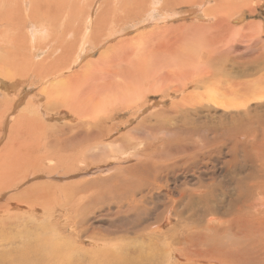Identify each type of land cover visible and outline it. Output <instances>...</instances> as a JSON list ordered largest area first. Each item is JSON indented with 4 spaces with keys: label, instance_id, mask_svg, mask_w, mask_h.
Listing matches in <instances>:
<instances>
[{
    "label": "rangeland",
    "instance_id": "1",
    "mask_svg": "<svg viewBox=\"0 0 264 264\" xmlns=\"http://www.w3.org/2000/svg\"><path fill=\"white\" fill-rule=\"evenodd\" d=\"M15 1L16 0H0V9L2 11H7L10 15L9 21L4 26H0V40H7L9 45V51L3 46L4 50L9 52V57L5 62L6 67L10 71V76L4 77V79L6 82H13L17 86L16 90H8L13 92L21 91L23 89L21 86L24 87L27 85V89L29 90L28 86L31 87L32 84L36 85L32 86L31 92L27 97L29 100L34 98L36 100L38 99L37 94H39L38 92L42 89L39 84H41L43 78L50 85L56 87L61 85L63 88L65 85H72L73 88L77 89L81 86L80 91L86 88L84 95L80 99L82 106H85L90 100L89 91L92 90V94L98 91V89L90 82V79L86 78L84 80H79L77 78L79 74L88 69L85 66V62L78 63L67 71L62 69L63 72H60L58 70V62L65 60L61 55L64 47L68 48L71 46L73 44L71 41L74 39L85 37V41L82 44V51L87 53L96 52L95 58H98L100 57L99 54L101 55L103 51V49L100 50L99 48L100 42L105 46V49H110L117 42V40H115L117 37L114 32H122L119 36L121 41L129 38L141 40L145 38L143 32L148 30V24H152L151 21H147V19H149V5L152 3V0H39L38 2L40 5L44 6L47 11L42 13L37 11L36 15H38L39 18L35 17L33 24L28 29L24 27L23 24H19V22H23L28 13L20 11V18H16L11 14V10L17 7ZM179 1L181 0H156L154 8L163 13L166 17H169L172 16L171 10L180 7L183 8V6H174V4ZM124 5H129L130 8H124ZM205 7L209 12L217 13L216 23L219 25L216 26L214 31L220 33L221 36L217 34L216 37L220 44L226 47L229 52L220 48L222 47L220 44H216V46L213 45L214 47L212 48H209V44L202 50V55H198L197 58H194H201L208 63H213L209 66L210 72L215 71L219 73L217 70H222L221 68L227 64L229 67L227 70L228 73H230V67L235 66V68H232V70H234L232 72H235V77L240 76V70L244 69L247 71L248 69L249 71L244 74L248 73V76L252 74L257 80H260L262 77V81H264V71H261L262 69L264 70L263 56L262 63L261 61L259 62V58L261 57L260 51L263 52L264 55V0H209ZM229 8L233 10L231 11ZM129 16H132L133 19H130ZM234 20H239L241 22L234 23ZM180 24L181 21L176 20L171 25L176 26ZM183 24L193 25L194 23L185 21ZM225 24L235 28L236 26L238 28L242 27L244 30L242 28L238 30L240 32L242 31L241 35H239L240 32L238 33V31H235L237 29L225 35ZM244 25L245 27H243ZM43 27L47 28L49 31L45 32L42 29ZM4 28L8 31L3 32L2 30ZM13 28H16V30L12 31ZM31 28L33 29V34L29 31ZM252 28L254 30H252ZM248 32V35L253 33V40L255 41L251 39L252 42L251 40H249V43L244 42V39L241 37ZM256 32H259V34ZM6 36L9 38H6ZM188 39H190L193 44L187 46L186 51L190 50L195 54L194 51L201 46L199 43L200 39L198 37H188ZM186 43L187 41L184 40V44ZM258 44L261 45L259 46ZM256 47H262V49H257ZM160 51H162V49H160ZM255 51L257 52L255 53ZM11 52L14 53V55H10ZM99 61H101V59ZM232 61H236L242 68H238L239 71H237V66L233 65ZM26 64L29 66L27 69H24ZM249 67L253 70L249 69ZM252 67L255 69L257 68L260 72L255 71ZM182 69V67H179V70ZM13 72L15 74H13ZM186 73L189 74V71H186ZM257 73H263V76ZM214 76L217 77V79L224 78L221 75L219 76V74H214ZM203 79L209 83L210 81L219 83V81L209 78L208 76ZM175 81L185 82V84L189 83L179 77H176ZM171 88H174V93L171 92ZM181 90L177 91L175 83H170L165 86L162 97L164 95H166L167 98L177 96L180 94ZM102 91H104V88ZM152 98L157 102L159 101L157 98ZM153 99H150V101L154 102ZM263 99L264 98L260 99V102L256 100L257 103H253L254 105L252 104V107H250L251 111L248 112L250 115L244 117V114H242L240 119L239 117H237L238 119H234L224 114L223 110H218L214 107L212 108L213 110L210 108L206 110H197L195 109L196 107L190 106L188 107L190 110L195 109L193 112L194 116L191 114L192 112L182 111L186 117L179 112L182 116L178 113L180 116L176 114L174 116L175 120L171 118L167 120L168 122L164 120L162 116L157 117L158 114H154L153 112L151 114L148 112V114H146L147 116H145V114L142 116V113L135 112L134 114V109H130L129 112L126 111L123 113H116L113 110L109 112V117L112 121L107 124L101 123L98 125V129H101L105 134V137L101 136V144L97 145L94 142L87 149H83L79 145L80 143H78L77 147L76 145L74 147H76V150H79V148L83 150L81 153H75V148L66 154L63 151L55 150L52 145L46 147V142L41 141L43 137L41 125L40 123H36L33 129V138L31 139L29 137L30 134L23 136L18 145L13 147V153L11 152L12 154H8L9 159L5 158V160L0 163V181L2 180L4 184L7 178L10 179L13 175H16V173L18 174V171H15L16 173L14 174L11 170L14 171L17 166L16 170H18L24 162V166L19 169L21 171L23 168L20 173L21 182L16 185V188L5 191L6 196L4 195V198H0V206L5 205L8 199L13 198L21 191H25L27 188L32 187L33 191H37L41 195L40 200L54 193L52 196L53 198L50 197L51 200L48 211L56 213L55 215L52 214L50 220L47 221L49 218H47L46 213L43 211L40 202L36 204L37 210L34 212L28 211L29 207L26 205L21 204L22 207L20 204L15 205L13 206L14 208L12 207L11 213L7 214L10 215H6L5 218L8 228L5 232V238L8 242L14 243L15 246L25 242H30L31 244L35 240V232L39 233L38 231H40L41 233V227H44L47 230L43 228L44 230L41 234L42 238H48L51 246L57 242H59V244L61 243L63 245V253H70L69 255L67 254L68 256L64 260L66 264H129L130 262L127 263L124 260H130L134 263V260L137 259H139V261L146 260L148 264H163L167 250H171V253L180 255L178 258H175L174 262L183 264L184 260L181 258H183L182 253L184 245L169 240L172 235H181L180 233L172 231L170 234L155 240L153 247L154 253L149 251L150 248H148V246L150 244L148 241L150 240H148L147 236L145 237V234H149L150 230L158 226L159 223L165 221L167 216L173 218L171 219L173 225L171 221L169 224L163 223L165 227L160 229L159 233L173 230V228L179 225L178 222H181V220H187L189 223L197 221V223H195L196 225L202 220L201 216L204 215L209 218L208 216L211 214L210 211L215 210V213L218 214L225 210L231 212L235 210V206L237 207L238 205V203L236 204V198H240L242 195L241 199L245 198L246 189L252 182L251 185H254V188H256V193L261 195V192L264 191V171H262V169L264 170V142L262 141L264 140ZM168 100L167 102H165V100L164 102L166 104L162 106L169 107L171 101ZM39 105L40 103L37 104V106ZM60 106L61 108H58ZM60 106H56L58 112L50 114L49 116L51 117H45L49 121L47 124L57 126L63 125L61 124L64 123L63 119L69 116L76 120L84 119V116H80L79 114H68L65 106ZM206 114H208V116ZM254 114H256V116H254ZM154 116L155 119L158 118L157 120L162 122L158 124L161 125V128H156L159 131L156 129L153 131L150 126L146 128L138 124L141 122L142 118L150 117L149 124L151 123L154 128ZM131 118L133 120H131ZM231 121L233 122L231 123ZM259 121L261 122L262 129L258 124ZM9 122L10 120L6 123V126H8ZM187 122L188 124H186ZM256 123L259 125L257 128ZM11 124H13V121H11ZM239 124H243L242 126L246 127L247 131L241 133V136H234L233 140L229 141L227 137L229 133L223 131L231 127V129H236ZM163 126L167 127V129H163ZM28 127V125L25 126L24 130H27ZM250 129L255 130L254 132L256 134ZM175 130L177 131L175 132ZM56 132L50 134L49 137L53 136L54 138L51 137L52 139L57 138L59 133ZM146 132L150 133V135H146ZM153 132H156L155 134H157L156 136L160 140H155L156 138ZM258 132H260V134ZM7 133L6 135H4V133L2 135L0 150L7 144L9 131H7ZM165 133L167 134L166 137H164ZM132 134L140 139L138 142L142 144L140 146V151L143 152H140L142 157L147 156V154H149L148 156L151 155V157H154L158 153L163 155V152L177 157L185 154V151L188 149L191 151V154L194 150V153L199 150V154L197 159L194 160L188 157H186L185 160L174 159L177 160L175 162L176 166H168L167 169L169 173H164L159 180V185L154 188H147L148 190L144 189L143 185L140 184V176L137 175L138 185L134 187L135 190L132 191L133 194L129 195L127 190H124L127 184L119 187L120 180H117V177L123 168L137 166V161L130 153L125 155L118 154L117 146L123 144L121 141ZM258 134L263 137L258 136ZM27 138H29V141ZM211 138H215L210 141L212 147L214 146L213 148L215 149L210 148L211 152L207 149L206 152L202 153L201 149L203 145H206L205 143ZM260 138L262 140H260ZM168 139L169 141H166ZM235 139L236 142L234 141ZM220 140L223 141L221 146L219 143ZM36 141H38L41 148H39ZM151 142L152 144H150ZM257 143L259 145H257ZM32 144L34 149L32 148ZM231 144L234 149L231 148ZM237 144L240 145L238 148L239 151L235 147ZM185 146L188 149H186ZM190 147L192 149L194 148L193 151ZM243 147L246 151L243 150ZM173 148H177V150ZM129 150L133 151L134 149L129 148ZM208 153L214 157L212 158ZM13 154L17 159L13 157ZM68 154L69 158L66 163H64L63 157H66ZM136 154L138 155L139 152ZM53 155H56L54 160ZM125 157L129 158L124 159ZM208 157L209 159H207ZM262 157L263 159L260 160ZM259 160L260 163L258 162ZM68 162H73L74 166L69 168V166L66 165ZM16 163L17 165L15 166L14 164ZM37 163H39V169L36 170L34 175H31L29 166L34 167ZM1 164L7 171L2 168ZM5 164H10L11 166ZM167 165L172 164L167 163ZM195 165H198V167ZM205 165L209 167L207 168ZM165 166L166 165H164L163 170ZM258 166H260L259 171L263 174L262 176L257 173L259 171H254L256 168L259 169ZM9 168L10 170H8ZM31 169L33 170V168ZM101 170L104 171L101 172ZM5 173L7 175H5ZM10 173H13L12 176ZM256 175L262 178L259 179ZM253 177L255 179H253ZM194 179H196V181ZM256 185H261L263 188ZM144 187H146V185H144ZM205 189L212 194L210 197L201 200V198L205 196L200 197V195L196 196L195 194L190 198V195L195 191L203 192ZM50 192L51 195H49ZM127 195H129V197H127ZM233 197H235V199ZM60 202L63 205L61 204L60 206ZM232 202L234 204H232ZM15 209L17 210L15 211ZM206 213L208 215H206ZM240 215L242 220L246 218L245 213H240ZM24 223L26 225H24ZM15 224L17 226H14ZM58 231L62 232L60 233ZM207 231V229L202 227L198 232L197 238L204 242L208 238ZM29 233L32 235L29 237L26 236L27 238H25L24 235H29ZM32 236L33 238H31ZM53 236L56 240H53ZM136 245H140L138 247L140 249L136 250ZM2 246L3 249H0V264H3L2 259L4 256H8L15 252V247H10L11 244ZM71 247L74 251H72ZM70 251H72V253ZM146 252L147 254H145ZM241 256H243V254ZM262 256H264V254ZM126 257L127 259H125ZM31 262L36 263L35 260Z\"/></svg>",
    "mask_w": 264,
    "mask_h": 264
},
{
    "label": "bare ground",
    "instance_id": "2",
    "mask_svg": "<svg viewBox=\"0 0 264 264\" xmlns=\"http://www.w3.org/2000/svg\"><path fill=\"white\" fill-rule=\"evenodd\" d=\"M38 1L39 0H16L15 3L17 7L11 10V14L16 18H20L21 17L20 11H22L23 13H28V15L24 18L23 22H19V24L21 23L24 25V27H27L29 29V27H31V25L34 22L33 20L35 19V17L39 18V16L36 15L37 11L39 13L47 11V9L44 6H41ZM155 1L156 0H152V3L149 5L150 6V10L148 12L149 19H147V21L148 20L151 21L152 24H148V30L143 32V34H145L144 36L145 38L141 40H135L133 38H129L127 40L121 41L119 36L122 32L120 31L114 32L117 37L115 38L117 42L110 49H105V46L100 42L99 43L100 46L99 44L98 46L100 50L103 49V51L101 52V55L99 54L100 57L98 58H95L96 52L87 53V52L82 51V48H83L82 44L85 41V37L81 39H74L73 41H71V43L73 42L72 45L70 44L71 46H69L68 48L64 47V50L61 53V55L63 56L65 60L62 62H58L59 63L58 70L60 72H63V70L67 71V70L72 69L74 65L81 63V62H85L86 63L85 66L88 69L84 70L81 74H79L77 78L79 80H84L86 78L90 79V82L94 86H96L98 89V91L92 94H91L92 90L89 91L90 100L85 106H82V102H80V99L84 95L86 88L85 90L80 91L81 86H79L77 89L73 88L72 85H65L63 88L61 85H59V87H56V86L50 85L43 78L41 80V84H39L40 88L42 89L40 90V92H38L39 94H37V98H38L37 100L35 98L32 100H29L27 98L31 92L32 86H36L34 84H32L31 87L28 86L29 90L27 89V85H25L24 87L21 86L23 88L21 91H15V92L8 91V90H16L17 86L13 82H6L4 79V77L10 76V71L6 67V62H5L6 59L9 57V52H8L9 45H8L7 40H4V41L0 40V140L2 138L3 133L4 135H6L7 131H9L7 144L0 150V163L3 160H5V158L9 159L8 154L14 151L13 147L18 145L19 141L22 140L23 136H27L30 134L29 137L31 139L33 138L32 137L34 136L33 129L36 123H40L41 125V129L43 132V137L41 141L46 142L45 144L46 147L48 145H52L55 148V150H60L67 154L71 150H73V148H75L74 149L75 153L83 152V150H80V148L79 150H76L78 143H80L79 145L83 149L84 148L87 149L94 142L97 145H100L101 136L105 137V134L103 133L101 129H98V125L101 123H105V124L110 123L112 119L109 117V112L113 110L116 113L118 112L123 113L126 111L129 112L130 109H134L135 110L134 114L135 112L142 113V116H144V114L145 116H147L146 114H148V112L149 114L153 112L154 114H158L157 117L162 116L163 119L166 121L170 120L171 118H174L175 120L174 116L176 114L178 115L179 112L182 113V111H187V112L189 111V112H192L191 114H193L195 109L206 110L209 108L212 109L213 107L218 110H223L224 114H227L228 116L234 119L237 117H239L240 119L242 114H244V117H248L250 115V113L248 114V112L251 111L250 107H252V104L255 103L256 100L259 101L260 99L264 98V84H263L264 81H262V77L261 79L259 78L260 80H257L255 76H252V74L249 76H248V73L244 74L249 71L247 68H245L247 69V71H245L244 69L240 70V73H239L240 76L235 77L236 76L234 75L235 72H232L234 71L232 70V68H235V66L230 67L231 70H230V73H228L227 70L229 67L227 66V64H225L224 67L221 68L222 70H217L219 71V73H216L215 71L210 72L209 66L213 63H208L206 60L201 59V58L195 59L198 57V55L203 54L202 50L207 45L210 44L209 48H212L214 47L213 45L216 46V44H220L216 36L217 34L219 36L221 35L220 33H217L216 31H214L216 26L219 25L218 23H216L217 13L209 12L205 7V5L207 4L209 0H181L177 2L176 4H174V6H183V8L180 7V8L171 10L172 16H169V17H166L163 13L159 12L156 8H154ZM124 8H130V6L124 5ZM229 9L231 11L233 10L232 8H229ZM225 13L228 14L227 12ZM9 16L10 15L7 11H2L0 9V26H4L9 21ZM129 18L133 19L132 16H129ZM176 20H180L182 25L180 24V25L172 26L171 24L174 23ZM185 21H191L194 24L184 25L183 22ZM233 22L239 23L241 21L234 20ZM245 25L243 27H245ZM241 28H238L237 26L235 28L233 26L225 24L224 25V29H226L225 35H227L230 31H234L235 29H237L235 31H238L239 29L241 30ZM42 29L45 32L49 31L47 28H44V27ZM14 30H16V28H13L12 31ZM32 30H33L32 28L29 30L31 34H33ZM252 30L254 29L252 28ZM2 31L4 32L8 30L4 28ZM239 32L240 31H238V33ZM241 32L239 35H241ZM248 34L249 32L246 35H243L241 37L242 39H244V42L246 43H249V40L251 39L253 40V33H251L252 35L251 34L248 35ZM257 34H259V32ZM188 37L189 38L198 37L200 39L199 43L201 46L198 47L197 50L194 51L195 54L192 53V51L190 50L186 51V47L191 46L193 44V42L190 39H188ZM6 38H9V37L6 36ZM184 40L187 41L186 44H184ZM3 46L6 47L8 51L4 50ZM221 46L222 47L220 48L229 52L226 47H224L223 45ZM256 48L262 49V47H256ZM160 49H162V51H160ZM256 52L257 51H255V53ZM10 55H14V53L11 52ZM260 55L261 57L259 58V62L261 61L262 63V56L264 57L263 52L260 51ZM100 59L101 61H99ZM232 63L233 65L237 66V71H239V69L242 68V66L236 63V61H232ZM28 66L29 65L26 64V67L24 69H27ZM179 67H182L183 69L179 70ZM184 68L186 69V71H189V74L186 73ZM249 69L251 68L249 67ZM256 69L254 68L255 71L260 72L258 69L257 70ZM261 71H264V70L262 69ZM13 74L15 73L13 72ZM214 74H219V76L221 75L224 78L217 79V77H215ZM261 75L263 76V73ZM206 76L208 77L211 76V78L219 81V83L211 82V81L210 83L206 82L203 79ZM176 77L183 78V80L189 83L185 84V82L175 81ZM173 82L175 83V88L177 91L182 89L180 91V94L177 96L170 97V98H167L166 95L162 97V93L165 91V86ZM255 82H258V83H255ZM103 88H104V91H102ZM171 92L174 93V88H171ZM152 97L159 99V101L157 102ZM150 99H153L154 102L150 101ZM168 99L171 101L170 106L169 107L162 106L166 104L165 102H167ZM39 103L40 105L37 106V104ZM58 105L65 106V109L68 111V114L70 113H72L73 115L79 114L80 116H84V119L76 120L67 114L69 117L63 119L64 123H61L63 125L57 126V125L47 124L49 123V121L47 120L48 118L47 116H49L50 114H53L54 112H58L57 109L61 108V106L57 108L56 106ZM190 106H193L196 108L190 110L188 108ZM256 114H254V116H256ZM206 115L208 116V114ZM183 116L185 115L183 114ZM149 118L150 117L142 118L141 122H139L138 124L143 125L146 128L147 126L148 127L150 126L151 130L153 131H155L157 127L161 128V125H158L160 122L159 120H157L158 118L155 119V116L153 117L155 120V124L153 123L155 125L154 128L151 123L149 124V121H150ZM50 119H54V118H50ZM9 120L10 122L8 126H6V123ZM131 120L133 119L131 118ZM11 121H13V124H11ZM232 122L233 121H231V123ZM161 123L162 122H160V124ZM260 123L261 122L259 121L258 124L260 125V128H261ZM186 124H188V122ZM258 124L256 123V128L257 126H259ZM27 125L29 126L28 129L24 130L25 126ZM242 125L243 124H239L237 128L235 127L236 129H231L232 128L231 127L230 129L223 131V132L229 133L227 135L229 141H232L234 136H241L240 135L241 133L247 131L246 127ZM162 128L167 129V127L165 126H163ZM176 131L177 130H175V132ZM252 131L254 134H256L254 132L255 130H252ZM54 132L59 133V135L57 138L52 139L51 137L53 136L49 137V135L53 134ZM161 132H162V129H161ZM153 133L155 134L156 132H153ZM166 133L164 137L167 136ZM258 133L260 134V132ZM259 134L258 136H260ZM146 135H150V133L146 132ZM156 135L157 134L154 135L156 138L155 140H160L159 138H157ZM260 137H263V136L261 135ZM27 139L29 141V138ZM213 139L215 138L209 139L205 143L206 145H203V148L201 149L202 153L206 152L207 149L210 150V148L214 147V146L212 147V143H210V141ZM138 140H140L139 137L132 134V135L125 137L121 141L123 142V144H121L120 146H117L118 154L120 153V154L125 155V154L130 153L131 156L134 157L135 160L137 161V166L135 167L129 166V167L123 168L117 177V180L118 179L120 180L119 187L120 186L122 187V185L127 184L124 190H127L129 195L133 194L132 191L135 190L134 187L138 185L137 175L140 176V184L143 185L144 189L148 190L147 188H154L155 186L159 185V180L162 178L164 173L165 174L169 173V170L167 169V167L176 166L175 162L177 160H174V159L185 160L186 157H188L189 159L194 160V159H197V156L199 154L198 153L199 150L194 153L195 151V150L193 151L194 148L192 149L190 147L193 151V153L191 154V151L185 146V148L188 149L189 151L187 150L185 151L186 152L185 154L179 155L177 157L168 155L164 152L162 153L163 155L159 153L156 154L155 152L156 155L154 157H151V155L148 156L149 154H147V156L145 157H142V155L140 154V152H142L140 151V146L142 144H140ZM260 140L262 139L260 138ZM166 141H169V139ZM234 141L236 142V139ZM262 141L264 142V140ZM36 142L39 145V148H41L38 141ZM219 143L221 146V143H223V141L220 140ZM150 144H152V142ZM75 145L76 147H74ZM257 145L259 144L257 143ZM239 146H240L239 144L235 146L237 150ZM32 148H33V144H32ZM129 148H133L134 150L130 151ZM231 148L234 149L233 146ZM175 149L177 150V148ZM243 150H245V148ZM137 152H139L138 155L136 154ZM209 155L211 156V154ZM55 156L56 155H53V160L55 159ZM13 157L17 159L15 155ZM211 157L213 158L214 156H211ZM63 158H64V163H66L67 159L69 158V154ZM128 158L129 157H125L124 159H128ZM207 159H209V157ZM262 159L263 157L260 160ZM150 160H154V161H150ZM260 160L258 161L259 163H260ZM167 163H171L172 165H167ZM10 164H5V165L11 166ZM23 164L21 165L24 166ZM14 165L16 166L17 163ZM38 165L39 163H37L34 167L33 166L31 167L28 165L31 175H34L36 173V170L39 169ZM66 165H68L69 168L74 166L73 162H68ZM164 165L166 166L163 170ZM1 166L4 170H6L2 164ZM195 166L198 167V165H195ZM258 167L259 169L256 168V170H254L255 172L260 170V166ZM16 168L14 171L11 170V172L15 174L16 173L15 171H18V174L16 173V175L12 176L13 173H10L12 177L10 179L7 178V181H5L4 184L2 180L0 181V183L2 182L1 183L2 185L0 184V198L1 197L4 198L6 190L11 189V188H16L17 187L16 185L21 182L20 173L23 168L21 169V171L19 170L20 168H18V170H16ZM31 168H33V170ZM8 170H10V168ZM103 171L104 170H101V172ZM262 171L264 170L262 169ZM257 173L261 174L260 176L263 175L260 171ZM5 175L7 174L5 173ZM261 178L262 177H259V179ZM253 179L255 178L253 177ZM194 180L196 181V179ZM251 184L248 185L247 189L245 188L247 191V192L245 191L246 192L245 198L241 199L243 195L240 196V198H236L237 199L236 204L238 203V205L237 207L235 206V210L231 212H228V210H225L223 212L221 211L218 214V213H215V210L210 211L211 214L210 216H208L209 218H207V216H204V215L201 216L202 220L198 222V224L196 225L195 223H197V221L194 223H189V221L187 220H183V221L181 220V222L180 221L178 222L179 225L176 226V228H173V230H170V231H166L165 233L161 232L162 233L161 234L159 233L160 229L164 228L165 227L164 224L166 223L169 224L171 219H173L167 216L165 221L159 223L158 226L150 230L149 234H145V237L147 236L148 240H150L148 241L150 244L148 246V248H150L149 251L154 253L153 247H154L155 240L161 238L162 236H166L170 234L172 231H174V232L180 233L181 235H177V234L172 235L169 240L173 242L181 243L184 245V250L182 253L183 258H181L184 260L183 264H264V256H262L264 254V191L261 192V195L257 194L256 188H254V185H251ZM144 185H146V187H144ZM256 186H261V185H256ZM263 186H261V188H263ZM130 187H133V188H130ZM195 194L196 196L200 195V197L205 196L201 198V200L206 197H210L212 195L207 189H205L203 192L195 191L194 193L190 195V198L194 196ZM49 195H51V192L49 193ZM53 195L54 193L51 196L45 197L40 200L41 195L37 191H33L31 187V188H27L25 191H21L13 198L8 199L5 205L0 206V249H3L2 245L8 246V244H11L10 247H15L14 253H11L10 255L3 257L2 259L3 264H66L64 260L67 258V256L70 253L68 254L66 252L67 250L65 252L68 255L63 253L64 250H63V245L61 243L59 244V242H57L53 246H51L50 242L48 241L49 240L48 238L47 239L44 237L42 238L41 234L43 230L45 229L44 227H43L44 229L41 227V230H42L41 233L40 231H38L39 233L35 232L36 234L31 232L32 234L35 235L34 237L35 240L31 244L30 242H25L21 245L15 246L14 243L8 242V240L5 238V232L8 229L5 218L8 213H11V209L13 206L19 205V204L20 206L21 204L26 205L27 207H29L28 211L34 212L37 210L36 204L40 202L43 211L46 213L47 218H49L47 221H49L50 216L52 214L55 215L56 213V212L48 211L50 200H51L50 197H52ZM129 195H127V197H129ZM233 198L235 199V197ZM234 203L232 202V204ZM61 204L62 203L60 202V206ZM16 210L17 209H15V211ZM61 211H64V210H61ZM240 213H245L246 218L242 220ZM206 215L208 214L206 213ZM172 222L173 221H171V223ZM24 225L26 224L24 223ZM14 226H17V225L15 224ZM202 227L208 230L207 231L208 238L204 242L197 238L198 232ZM31 233H29V235L27 234L26 235L23 234V235L25 236V238H27L30 235H32ZM31 238H33V236ZM53 240H56L55 237ZM140 245L138 246L136 245V248H137L136 250L140 249L138 248ZM72 251H74L73 248H72ZM72 251L70 252L72 253ZM147 252L145 254H147ZM242 254L243 256H241ZM179 256L180 255L171 253V250H167L165 257L163 256L164 257L163 264H179V263L174 262L175 258L176 257L178 258ZM127 257L125 259H127ZM147 258H151V257H147ZM32 260H35L36 263L34 262L32 263L31 262ZM124 261L127 263L130 262L129 264H148L146 260L139 261V259L134 260V263L133 261H130V260H124Z\"/></svg>",
    "mask_w": 264,
    "mask_h": 264
},
{
    "label": "crops",
    "instance_id": "3",
    "mask_svg": "<svg viewBox=\"0 0 264 264\" xmlns=\"http://www.w3.org/2000/svg\"><path fill=\"white\" fill-rule=\"evenodd\" d=\"M211 74H212V73H211ZM209 78H211V76H210Z\"/></svg>",
    "mask_w": 264,
    "mask_h": 264
}]
</instances>
